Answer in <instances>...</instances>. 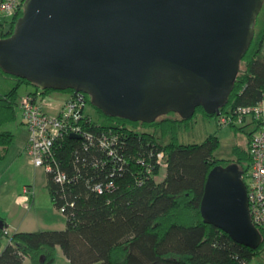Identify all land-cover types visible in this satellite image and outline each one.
<instances>
[{
	"label": "water",
	"instance_id": "1",
	"mask_svg": "<svg viewBox=\"0 0 264 264\" xmlns=\"http://www.w3.org/2000/svg\"><path fill=\"white\" fill-rule=\"evenodd\" d=\"M264 0H27L0 39V69L39 90L84 93L105 115L153 123L222 114L255 37ZM72 137H77L72 135ZM244 172L209 174L206 224L257 249ZM4 227L0 220V229Z\"/></svg>",
	"mask_w": 264,
	"mask_h": 264
},
{
	"label": "trees",
	"instance_id": "2",
	"mask_svg": "<svg viewBox=\"0 0 264 264\" xmlns=\"http://www.w3.org/2000/svg\"><path fill=\"white\" fill-rule=\"evenodd\" d=\"M23 13L24 10L12 20L9 33H0V39L14 34L16 21ZM255 30L235 86L221 108L222 114L264 101V6ZM0 72L17 79V85L0 97L3 161L15 139L6 126L18 119L19 89L24 84L35 85L1 69ZM51 92L46 90L43 94ZM87 100L91 104L89 95ZM93 108L106 122L96 121L89 129L96 136L105 131L115 134L117 156L109 157L98 144L87 149L78 137L67 136L60 141L55 160L72 182L61 186L53 174L47 176L56 209H64L66 229L10 235L6 232L7 223L0 218L4 224L0 229V249L4 238L10 240L0 252V264H24L26 258L33 264H56L57 248L69 264H251L254 259H264V227H259L262 244L252 249L206 224L201 214L206 182L215 167L236 163L244 173L250 170L249 148L254 132L248 133V148H234L236 159L231 162L217 158L220 140L216 135L202 144L180 142L179 129L188 128L200 114L218 117L203 107L197 108L191 119L171 113L153 123L107 116ZM249 125L231 127L243 131ZM159 154L163 155L167 170L161 182L156 180L163 168ZM109 182L115 183L114 190L102 194L94 190L95 185Z\"/></svg>",
	"mask_w": 264,
	"mask_h": 264
},
{
	"label": "built area",
	"instance_id": "3",
	"mask_svg": "<svg viewBox=\"0 0 264 264\" xmlns=\"http://www.w3.org/2000/svg\"><path fill=\"white\" fill-rule=\"evenodd\" d=\"M26 1L0 0V16L14 20L24 10ZM88 104L87 95L84 93H70L60 103L58 100H46L42 90H37L20 101L22 121L30 134L25 151L37 168H44L47 174H53L55 181L61 186L72 182L55 160L57 146L65 137L76 135L82 139L85 148L89 149L98 144V147L106 151L109 157L117 156L114 146L118 137L115 134H108L105 131L102 135L96 136L89 129V126L93 124L95 126L96 123L86 110ZM219 121L225 127L243 126L248 123L255 125L249 148L251 166L250 170L244 173L243 179L248 189L253 223L258 228L264 227V101L255 106L238 107L230 113L221 114ZM158 159L162 167H166L162 163L164 159L162 154L158 155ZM149 173L152 174V171L150 170ZM114 189V182L99 183L94 187V190L100 194ZM21 203L26 206L32 204L31 187H26ZM61 212L63 213L64 209Z\"/></svg>",
	"mask_w": 264,
	"mask_h": 264
},
{
	"label": "rangeland",
	"instance_id": "4",
	"mask_svg": "<svg viewBox=\"0 0 264 264\" xmlns=\"http://www.w3.org/2000/svg\"><path fill=\"white\" fill-rule=\"evenodd\" d=\"M12 19L0 16V33H9ZM17 85V79L12 76L3 75L0 72V97L10 92ZM35 86L24 84L19 89L20 98L35 91ZM69 92L53 91L46 96L48 101L63 102ZM20 99V100H21ZM93 120L105 123L91 104L86 107ZM250 121V120H249ZM15 135L14 142L3 161H0V210L2 213L14 221L26 220V228L29 232L60 231L66 229L67 219L64 214L56 209L50 191L48 189V176L44 168H37L27 152L24 144L27 145L30 134L28 128L23 124L22 114L18 109V119L16 122L6 126ZM255 130V125L246 126L243 131L232 127H225L220 124L219 117H205L200 114L191 125L179 129V140L183 144H202L211 135H216L220 140V147L216 152L217 158L234 161V148L239 145L248 148V133ZM169 139V138H168ZM167 139V140H168ZM26 149V147H25ZM233 164V163H232ZM166 167L162 168L157 181L161 182L166 177ZM27 185L32 186V195L35 197L36 205L33 213L25 209L22 205L15 203L17 195L21 194ZM12 235V234H10ZM9 243L8 238H4L2 246ZM57 254L56 264H69L61 249ZM260 262L259 259H256ZM25 264H33L30 258H26Z\"/></svg>",
	"mask_w": 264,
	"mask_h": 264
},
{
	"label": "crops",
	"instance_id": "5",
	"mask_svg": "<svg viewBox=\"0 0 264 264\" xmlns=\"http://www.w3.org/2000/svg\"><path fill=\"white\" fill-rule=\"evenodd\" d=\"M26 146L27 145L24 144V150H25ZM27 187H32V186L27 185ZM25 190L26 189H24L21 194L16 196L15 203L18 204V205H22L25 209H27L28 211L33 213L34 212L33 211L34 206L36 205L35 197H34L35 194L32 195V204L30 206H26L25 204L21 203L23 196H25ZM0 218H2L7 223L8 228H9L8 229L9 234L20 233V232H29L28 230H31V229H24V228H26V220L25 219H21L20 221H14L12 218L4 215L1 210H0ZM9 242H10V240H9ZM6 247H7V245L6 246L5 245L2 246L1 247V251H3ZM59 249L60 248H57V254H59V252H60ZM259 261L260 262H257V260L254 259L251 264H264V259H259ZM25 262H26V260H25Z\"/></svg>",
	"mask_w": 264,
	"mask_h": 264
}]
</instances>
